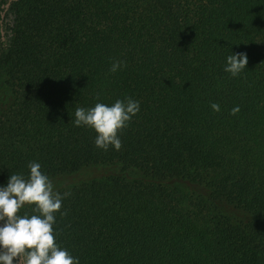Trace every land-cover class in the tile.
Wrapping results in <instances>:
<instances>
[{"label":"trees","instance_id":"16d2710c","mask_svg":"<svg viewBox=\"0 0 264 264\" xmlns=\"http://www.w3.org/2000/svg\"><path fill=\"white\" fill-rule=\"evenodd\" d=\"M6 5L0 70L12 99L0 108V184L27 177L31 161L65 176L56 242L80 264H264V0ZM232 52L248 56L235 77L224 70ZM114 61L125 66L111 72ZM125 97L140 111L119 150L71 122L77 107ZM118 166L145 176L123 178ZM226 206L247 220L232 223Z\"/></svg>","mask_w":264,"mask_h":264},{"label":"clouds","instance_id":"9594fccd","mask_svg":"<svg viewBox=\"0 0 264 264\" xmlns=\"http://www.w3.org/2000/svg\"><path fill=\"white\" fill-rule=\"evenodd\" d=\"M247 63V53L232 52L226 58L224 70L235 77ZM124 66L123 61H114L110 71L116 72ZM211 108L220 110L216 103ZM139 111L140 102L125 97L111 105L97 102L94 107H77L71 122L77 127L92 128L96 133V147L108 150L112 146L119 150L122 146L120 131ZM238 111V106L232 109L233 114ZM28 168L27 177L13 173L6 183L0 184V264H80L78 257L56 242L53 227L55 214L70 193L57 191L39 162H29ZM25 205L32 206L35 214H21Z\"/></svg>","mask_w":264,"mask_h":264},{"label":"rangeland","instance_id":"374dc122","mask_svg":"<svg viewBox=\"0 0 264 264\" xmlns=\"http://www.w3.org/2000/svg\"><path fill=\"white\" fill-rule=\"evenodd\" d=\"M15 0H7L6 5V11L10 7L11 3ZM12 94L7 88V76L4 72V70H0V108H5L4 106H7L10 104L12 99ZM116 173L122 176L126 179H133V178H139L144 177L145 174L142 173L139 170H136L134 168L126 167V166H118L116 168ZM144 174V175H143ZM53 181V184L55 186V189L59 188L60 186L64 185L65 182V176H58L54 178H50ZM170 184L178 189L182 190L188 193H195L197 195H203L205 198L209 199L212 198L211 195H209V192L204 188V186L198 184V183H192L187 180H177V179H171ZM29 207V205H25V208ZM21 209L20 212L23 210ZM224 211L230 214L232 223H240L241 219L247 220L248 216H246L243 212L240 211H233L229 206L224 208Z\"/></svg>","mask_w":264,"mask_h":264}]
</instances>
